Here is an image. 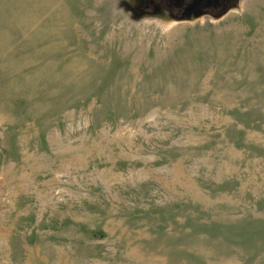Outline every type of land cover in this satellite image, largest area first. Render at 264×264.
Listing matches in <instances>:
<instances>
[{"label":"rangeland","instance_id":"1","mask_svg":"<svg viewBox=\"0 0 264 264\" xmlns=\"http://www.w3.org/2000/svg\"><path fill=\"white\" fill-rule=\"evenodd\" d=\"M0 0V264H264V0Z\"/></svg>","mask_w":264,"mask_h":264},{"label":"flooded vegetation","instance_id":"2","mask_svg":"<svg viewBox=\"0 0 264 264\" xmlns=\"http://www.w3.org/2000/svg\"><path fill=\"white\" fill-rule=\"evenodd\" d=\"M235 3L236 0H139L137 12L141 15L166 14L178 21H188L183 18L195 14L192 20L205 15L217 16Z\"/></svg>","mask_w":264,"mask_h":264},{"label":"water","instance_id":"3","mask_svg":"<svg viewBox=\"0 0 264 264\" xmlns=\"http://www.w3.org/2000/svg\"><path fill=\"white\" fill-rule=\"evenodd\" d=\"M210 1H212V0H210ZM207 2V1H206ZM208 3V2H207ZM223 13V12H222ZM222 13H220L219 15H217L218 17L220 16V15H222ZM196 15V14H195ZM195 15H190V16H188V17H185V18H183V20H192L193 18H194V16Z\"/></svg>","mask_w":264,"mask_h":264}]
</instances>
